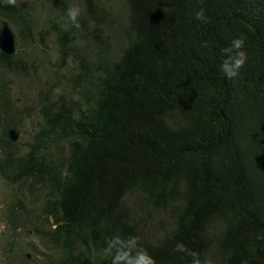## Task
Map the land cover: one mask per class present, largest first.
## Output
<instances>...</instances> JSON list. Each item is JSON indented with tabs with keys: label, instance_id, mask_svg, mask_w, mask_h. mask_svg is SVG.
Segmentation results:
<instances>
[{
	"label": "trees",
	"instance_id": "1",
	"mask_svg": "<svg viewBox=\"0 0 264 264\" xmlns=\"http://www.w3.org/2000/svg\"><path fill=\"white\" fill-rule=\"evenodd\" d=\"M105 1L0 0L19 44L40 28L56 54L0 51V177L26 197L5 199L4 264H116L105 250L117 237L136 240L119 264L141 251L155 264H192V251L200 264H264V0ZM237 36L246 62L228 80L222 50ZM42 64L53 78L21 105L2 72ZM31 118L20 146L8 130ZM22 230L46 250L18 255Z\"/></svg>",
	"mask_w": 264,
	"mask_h": 264
},
{
	"label": "rangeland",
	"instance_id": "2",
	"mask_svg": "<svg viewBox=\"0 0 264 264\" xmlns=\"http://www.w3.org/2000/svg\"><path fill=\"white\" fill-rule=\"evenodd\" d=\"M100 1L106 2L105 0H100ZM33 8L37 15H41V10L37 9V8H40L39 6H36V4H34ZM8 25L15 37L16 50L19 49L20 52L25 51L26 55L31 54L38 58H44L46 55L42 51V49L44 48L46 52H48L49 54H52L53 57H56L55 47H54L55 42H54L53 34H50L47 31H43L42 29L38 28L36 44L32 48H28V46L24 45V43L22 44L18 43L20 40H22V38H20V33H19L20 28L17 26V24H15L14 22H9ZM0 51L3 54H5L1 49ZM2 73L4 77H7L14 82L13 95L19 96L22 98L21 105H24V104L29 105L32 103H36L37 101L39 102V99H40L39 92L38 90H35V87L37 86V84L44 85V82L46 79L53 78L51 75H49L50 74L49 70L46 69L45 64H42L40 66L37 75L32 73L29 77H26V78H23L22 76H17L8 71H3ZM37 120L38 119L36 118L35 120L32 118L27 119L23 122V125L18 128L19 129L18 145L22 146L24 141H27L30 139L32 132H34V127L36 125ZM12 192L13 193L18 192L21 196L26 198L23 190H21L20 188H17L15 185H11L7 183L0 177V264L5 263V254H4L5 249L4 248H6V246H4V243H6V240L10 239L15 234L14 231L12 230V226L8 223V220H6V217H5V212H6L5 211V207H6L5 199ZM24 200H25V203L29 204L27 199H24ZM23 227L25 229V227L27 228L29 227V225H26V226L24 225ZM24 231L23 230L20 231L19 236L16 237L18 239V242L21 244V248H22V251L18 252V255L25 254L26 252L33 253V250L28 249L26 247L27 242L33 243V246H36L38 249L46 250V248L39 242V240L35 236H28ZM18 260L21 261L19 258Z\"/></svg>",
	"mask_w": 264,
	"mask_h": 264
},
{
	"label": "clouds",
	"instance_id": "3",
	"mask_svg": "<svg viewBox=\"0 0 264 264\" xmlns=\"http://www.w3.org/2000/svg\"><path fill=\"white\" fill-rule=\"evenodd\" d=\"M81 11L82 9L78 6L70 7L67 11V19L70 20L72 25L77 28L80 27L78 17L80 16ZM193 15L194 19L197 21H202L204 23L208 22V17L206 16L203 8H200L199 10L195 11ZM244 43V37L237 36L230 41L228 47L222 50L226 55L224 56L220 64V71L228 80L236 79L239 76L240 69L244 66L246 62V53L243 51ZM135 244V238H131L128 241H123L117 237L108 241V248L105 251L106 253H110L113 248H116L117 255L114 259L116 264H119L120 260L127 257V252H125L123 255L120 254L121 249L125 247H134ZM177 250L181 252L187 251L183 244H178ZM189 254L193 257L192 264H200V260L198 259V253L192 251ZM132 264H155V262L154 259L146 251H141L137 254V258L132 261Z\"/></svg>",
	"mask_w": 264,
	"mask_h": 264
},
{
	"label": "water",
	"instance_id": "4",
	"mask_svg": "<svg viewBox=\"0 0 264 264\" xmlns=\"http://www.w3.org/2000/svg\"><path fill=\"white\" fill-rule=\"evenodd\" d=\"M0 49L6 54L11 55L16 51L15 37L8 25V23H3L0 26ZM18 128H12L8 130V134L12 140L18 139ZM26 257H30L29 253H26Z\"/></svg>",
	"mask_w": 264,
	"mask_h": 264
},
{
	"label": "bare ground",
	"instance_id": "5",
	"mask_svg": "<svg viewBox=\"0 0 264 264\" xmlns=\"http://www.w3.org/2000/svg\"><path fill=\"white\" fill-rule=\"evenodd\" d=\"M26 253H29V254L31 255V253H30V252H26Z\"/></svg>",
	"mask_w": 264,
	"mask_h": 264
}]
</instances>
